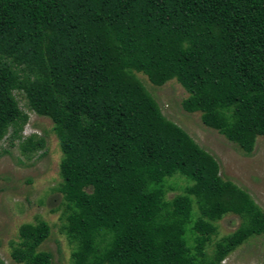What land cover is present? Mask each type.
<instances>
[{
    "label": "trees",
    "instance_id": "obj_1",
    "mask_svg": "<svg viewBox=\"0 0 264 264\" xmlns=\"http://www.w3.org/2000/svg\"><path fill=\"white\" fill-rule=\"evenodd\" d=\"M135 72L175 79L184 111L251 154L264 136V0H0V141L28 120L15 92L53 122L72 264H220L264 234V210ZM177 174L187 184L168 198ZM226 214L240 225L210 254ZM50 234L44 220L21 226L13 261L53 264Z\"/></svg>",
    "mask_w": 264,
    "mask_h": 264
},
{
    "label": "rangeland",
    "instance_id": "obj_2",
    "mask_svg": "<svg viewBox=\"0 0 264 264\" xmlns=\"http://www.w3.org/2000/svg\"><path fill=\"white\" fill-rule=\"evenodd\" d=\"M135 73L157 100L163 114L184 128L216 158L222 179L248 191L264 210V136L257 137L252 153L247 155L217 130L205 126L199 112L183 110L182 100L188 93L175 79L157 86L144 73ZM15 96L28 120L22 127L21 138H12L10 128L0 141V259L5 264H17L10 256V242L18 240L21 226L44 220L51 226V234L41 249L52 253L53 264H72L74 247L60 231L63 210V198L59 192L62 152L53 131V122L31 110L23 93L15 92ZM31 134L44 137L45 147L25 154L20 143ZM5 149L9 152H4ZM180 177L183 179L169 181L175 189L168 191V198L181 193L182 187L187 184L180 174L172 178ZM240 222V217L235 214H226L218 220V232L207 245V252L211 254L216 242L235 231ZM220 264H264V234L239 246Z\"/></svg>",
    "mask_w": 264,
    "mask_h": 264
}]
</instances>
